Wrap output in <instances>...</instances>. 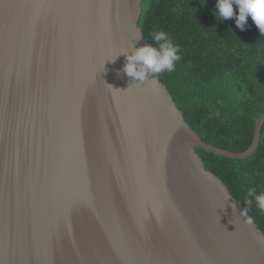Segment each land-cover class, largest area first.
I'll list each match as a JSON object with an SVG mask.
<instances>
[{
    "label": "water",
    "instance_id": "1",
    "mask_svg": "<svg viewBox=\"0 0 264 264\" xmlns=\"http://www.w3.org/2000/svg\"><path fill=\"white\" fill-rule=\"evenodd\" d=\"M142 0H0V264H264V233L158 74ZM114 59V60H112ZM250 221V222H249Z\"/></svg>",
    "mask_w": 264,
    "mask_h": 264
},
{
    "label": "trees",
    "instance_id": "2",
    "mask_svg": "<svg viewBox=\"0 0 264 264\" xmlns=\"http://www.w3.org/2000/svg\"><path fill=\"white\" fill-rule=\"evenodd\" d=\"M216 3L142 0L139 28L148 44L156 46L153 35L163 31L178 47L175 70L158 76L191 129L208 144L240 153L252 145L256 123L264 114V36L250 16L243 31L235 17L219 18ZM196 151L264 233V211L248 197L252 189L264 193V125L258 147L248 158Z\"/></svg>",
    "mask_w": 264,
    "mask_h": 264
},
{
    "label": "clouds",
    "instance_id": "3",
    "mask_svg": "<svg viewBox=\"0 0 264 264\" xmlns=\"http://www.w3.org/2000/svg\"><path fill=\"white\" fill-rule=\"evenodd\" d=\"M234 6L238 12L234 11ZM216 13L219 18L230 19L235 17L236 26L243 31L250 16L261 36H264V0H217ZM152 44H145L122 52L126 58L124 72L133 81L143 83L149 74L171 73L175 70V63L180 60L178 47L163 31L154 33ZM114 60V59H112ZM248 197L254 198L256 206L264 211V193L257 194L254 189L249 190ZM251 204L252 200L249 199ZM250 222V221H249Z\"/></svg>",
    "mask_w": 264,
    "mask_h": 264
}]
</instances>
